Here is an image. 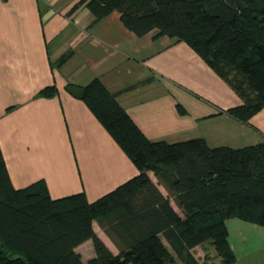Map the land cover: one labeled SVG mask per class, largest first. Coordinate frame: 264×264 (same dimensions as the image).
Listing matches in <instances>:
<instances>
[{
  "label": "trees",
  "instance_id": "16d2710c",
  "mask_svg": "<svg viewBox=\"0 0 264 264\" xmlns=\"http://www.w3.org/2000/svg\"><path fill=\"white\" fill-rule=\"evenodd\" d=\"M88 5L97 19L119 11L137 35L157 30L156 37L187 42L243 101L220 112L250 125L264 109V0H88ZM66 88L84 100L139 173L94 201L84 192L53 198L44 179L14 187L0 146V264H86L76 247L88 239L96 253L88 264H179V258L201 264L192 249L204 241L214 247L219 264H234L227 219L264 226V141L239 148L210 147L204 138L154 141L99 78ZM56 90L52 85L40 94ZM94 220L119 253L97 235Z\"/></svg>",
  "mask_w": 264,
  "mask_h": 264
},
{
  "label": "crops",
  "instance_id": "0c3cea01",
  "mask_svg": "<svg viewBox=\"0 0 264 264\" xmlns=\"http://www.w3.org/2000/svg\"><path fill=\"white\" fill-rule=\"evenodd\" d=\"M156 32L137 35L117 10L97 19L88 0H0V146L14 187L44 179L53 198L84 192L94 201L139 173L84 100L66 88L94 78L151 140L204 138L210 147L235 148L264 141V109L250 125L220 112L240 105V96L187 42ZM52 85L54 94H40ZM171 203L183 215L174 198ZM226 223L234 264L245 256L248 264H264V226L237 217ZM231 225L243 240L232 239ZM93 227L119 253L98 220ZM240 239L256 250L240 256ZM76 251L86 264L96 254L92 239ZM192 251L201 264L220 263L209 241Z\"/></svg>",
  "mask_w": 264,
  "mask_h": 264
},
{
  "label": "rangeland",
  "instance_id": "374dc122",
  "mask_svg": "<svg viewBox=\"0 0 264 264\" xmlns=\"http://www.w3.org/2000/svg\"><path fill=\"white\" fill-rule=\"evenodd\" d=\"M232 226V225H231ZM238 228H236L235 226H232V239L234 240L236 237H237V239H238V237H240L239 235H238ZM241 238V237H240ZM242 239V238H241ZM240 239V243H236L235 242V244H236V246H237V253H239L240 254V256L241 255H244L245 253H246V251H251L253 248H254V246L252 245V243H250L249 241L247 242V240L246 241H242ZM207 243H208V241H207ZM249 243V244H248ZM248 246H250V247H248ZM209 248V250L211 249V247H208ZM254 250H256V248H254ZM215 251V250H214ZM199 251H197V253H198ZM217 255V254H216ZM179 258V257H178ZM219 259V257L217 256V258H216V261ZM248 260H250L247 256H245V257H241V259L239 260V264H248ZM207 261H209V259L207 260ZM207 261L205 260V262L204 263H206L207 264ZM178 263L179 264H185L180 258L178 259ZM217 264V263H216Z\"/></svg>",
  "mask_w": 264,
  "mask_h": 264
}]
</instances>
